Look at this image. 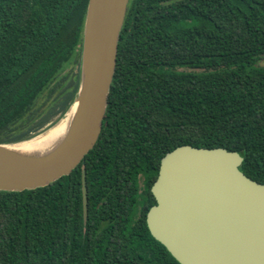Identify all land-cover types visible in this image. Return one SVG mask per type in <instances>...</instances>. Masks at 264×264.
I'll return each mask as SVG.
<instances>
[{
    "label": "trees",
    "instance_id": "obj_1",
    "mask_svg": "<svg viewBox=\"0 0 264 264\" xmlns=\"http://www.w3.org/2000/svg\"><path fill=\"white\" fill-rule=\"evenodd\" d=\"M88 1L0 0V143L73 103ZM262 56L264 0H130L97 142L48 185L0 190V264H181L147 224L161 159L224 147L264 183Z\"/></svg>",
    "mask_w": 264,
    "mask_h": 264
},
{
    "label": "water",
    "instance_id": "obj_2",
    "mask_svg": "<svg viewBox=\"0 0 264 264\" xmlns=\"http://www.w3.org/2000/svg\"><path fill=\"white\" fill-rule=\"evenodd\" d=\"M130 0H89L74 116L63 138L41 151L0 143V190L48 185L70 174L102 129ZM66 111V113L68 112ZM66 113L61 116L64 117ZM244 157L224 147L180 145L161 159L147 212L151 234L181 264H264V183L248 177ZM86 171L83 193L86 215Z\"/></svg>",
    "mask_w": 264,
    "mask_h": 264
},
{
    "label": "bare ground",
    "instance_id": "obj_3",
    "mask_svg": "<svg viewBox=\"0 0 264 264\" xmlns=\"http://www.w3.org/2000/svg\"><path fill=\"white\" fill-rule=\"evenodd\" d=\"M66 104H67V101H66ZM76 107H77V104H74L59 122H57L53 126H50L44 132H41L40 134H38L37 136L29 140L15 143L12 146L16 149L27 151V152L36 151V150L41 151L44 149L51 148L52 146H54V144H56L61 138L65 136L69 128L70 122L74 116Z\"/></svg>",
    "mask_w": 264,
    "mask_h": 264
},
{
    "label": "rangeland",
    "instance_id": "obj_4",
    "mask_svg": "<svg viewBox=\"0 0 264 264\" xmlns=\"http://www.w3.org/2000/svg\"><path fill=\"white\" fill-rule=\"evenodd\" d=\"M258 64L259 65H264V56H262L259 60H258ZM69 69H76V66L75 65H72L68 68ZM183 70H192L190 68H181ZM63 117H59V118H56V120L54 122H52L50 125H48L45 129H43L42 131H40L38 134H40L41 132H44L46 129H48L50 126H53L54 124H56L57 122H59ZM37 134V135H38Z\"/></svg>",
    "mask_w": 264,
    "mask_h": 264
}]
</instances>
